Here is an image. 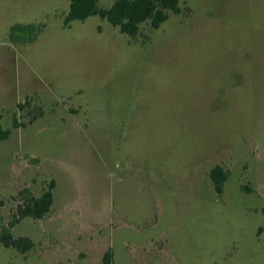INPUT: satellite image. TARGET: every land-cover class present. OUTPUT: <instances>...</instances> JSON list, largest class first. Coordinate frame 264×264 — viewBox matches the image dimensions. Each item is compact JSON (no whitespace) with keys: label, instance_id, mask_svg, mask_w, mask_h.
Masks as SVG:
<instances>
[{"label":"rangeland","instance_id":"374dc122","mask_svg":"<svg viewBox=\"0 0 264 264\" xmlns=\"http://www.w3.org/2000/svg\"><path fill=\"white\" fill-rule=\"evenodd\" d=\"M179 1L132 41L64 27L70 0H0V229L21 189L53 192L0 264H264V0ZM14 23L43 29L16 44Z\"/></svg>","mask_w":264,"mask_h":264},{"label":"trees","instance_id":"16d2710c","mask_svg":"<svg viewBox=\"0 0 264 264\" xmlns=\"http://www.w3.org/2000/svg\"><path fill=\"white\" fill-rule=\"evenodd\" d=\"M182 11L179 0H114L109 7L100 6L98 0H70L69 9L63 18V26H69L73 20H84L89 16L97 15L118 27L119 31L126 34L130 40L138 41L140 36L147 38L141 31L142 24L146 23L150 29H156L171 13L178 14ZM42 29L43 24L14 23L9 29L8 37L12 43L27 44L35 41ZM22 106L23 104H19V107ZM13 126H18L15 118ZM9 134V129H2L0 126V140L6 139ZM229 173V169L221 165H215L209 171V177L218 196L223 193ZM16 202L12 220L7 225L1 226L0 245L25 254L34 248V241L28 236H14L11 229L24 218L44 217L53 203V192L51 189H45L36 196L28 188H23L18 192ZM262 213L264 214V208ZM100 264H112L110 249L103 253Z\"/></svg>","mask_w":264,"mask_h":264}]
</instances>
